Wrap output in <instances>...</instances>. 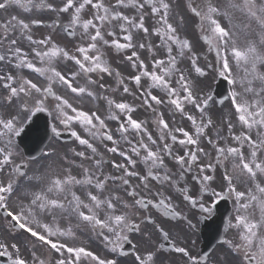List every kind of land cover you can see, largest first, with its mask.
Masks as SVG:
<instances>
[{
	"label": "snow or ice",
	"instance_id": "6c2138e0",
	"mask_svg": "<svg viewBox=\"0 0 264 264\" xmlns=\"http://www.w3.org/2000/svg\"><path fill=\"white\" fill-rule=\"evenodd\" d=\"M0 223L3 264H264V0H0Z\"/></svg>",
	"mask_w": 264,
	"mask_h": 264
},
{
	"label": "flooded vegetation",
	"instance_id": "af4514ba",
	"mask_svg": "<svg viewBox=\"0 0 264 264\" xmlns=\"http://www.w3.org/2000/svg\"><path fill=\"white\" fill-rule=\"evenodd\" d=\"M189 36L190 37L192 36L195 42H197L199 39L198 33H196L194 30L189 31ZM113 60L115 63L119 60V57H116L115 54H113ZM2 227H3L2 223H0V231H2ZM170 229H171V234L174 237L178 238L179 243L187 246L191 250L193 255H201L204 253V251H206L202 247V236L196 230L195 232H188L187 230L181 232V229L179 227H173V226H170ZM214 250H216L218 253V244L211 250L210 253H213ZM161 259L163 260L164 264H182V261L178 256V254H174V253H164ZM215 259L216 257L214 255L210 256V260L214 261Z\"/></svg>",
	"mask_w": 264,
	"mask_h": 264
},
{
	"label": "rangeland",
	"instance_id": "374dc122",
	"mask_svg": "<svg viewBox=\"0 0 264 264\" xmlns=\"http://www.w3.org/2000/svg\"><path fill=\"white\" fill-rule=\"evenodd\" d=\"M88 107H89V108H93L94 106L91 105V104H89ZM139 115H140V114H139ZM69 146H71V144H67V145H62V144H60V143L57 144V147L60 148L62 151H63L64 149H66L67 147H69ZM92 246H93V247H96V248H99V246H98L96 243H93ZM101 254H103L102 249H101Z\"/></svg>",
	"mask_w": 264,
	"mask_h": 264
},
{
	"label": "water",
	"instance_id": "95a60500",
	"mask_svg": "<svg viewBox=\"0 0 264 264\" xmlns=\"http://www.w3.org/2000/svg\"><path fill=\"white\" fill-rule=\"evenodd\" d=\"M45 121H46V119L43 121L44 123H45ZM47 122V121H46ZM40 129L41 130H44V126H41L40 127ZM39 132V128L37 127L36 129H35V133L37 134ZM42 134H44V133H42ZM33 141L31 140V143H32ZM37 144H39V143H36L35 145H34V147L37 145ZM41 146L44 144V142L42 141L41 143Z\"/></svg>",
	"mask_w": 264,
	"mask_h": 264
}]
</instances>
